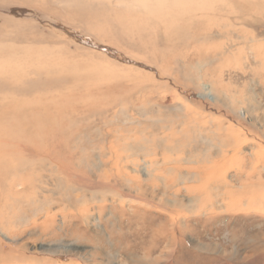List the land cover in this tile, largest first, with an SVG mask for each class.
<instances>
[{
  "label": "rangeland",
  "instance_id": "rangeland-1",
  "mask_svg": "<svg viewBox=\"0 0 264 264\" xmlns=\"http://www.w3.org/2000/svg\"><path fill=\"white\" fill-rule=\"evenodd\" d=\"M263 146L264 0H0V264H264Z\"/></svg>",
  "mask_w": 264,
  "mask_h": 264
},
{
  "label": "bare ground",
  "instance_id": "bare-ground-1",
  "mask_svg": "<svg viewBox=\"0 0 264 264\" xmlns=\"http://www.w3.org/2000/svg\"><path fill=\"white\" fill-rule=\"evenodd\" d=\"M198 7V11L200 10V8H203V6L201 5V7H199V5L197 6ZM178 10L179 11H183L185 8H187V5L184 4V3H179L178 5ZM177 10V11H178ZM176 11V12H177ZM205 88H208L207 91H209V86L207 85H203ZM207 94V93H206ZM182 104V103H181ZM174 110V108H173ZM250 120H252V117L250 118ZM127 121V120H126ZM200 127V126H199ZM223 127V126H222ZM193 128V127H192ZM232 129V131L230 132L228 129ZM173 130V129H172ZM193 130V129H191ZM222 131V130H221ZM244 130L242 128H239V127H236V126H232L230 124V126L228 125V127L224 130V132L222 131L221 133H223V139H219V141L217 142L218 147L217 146H214V151L211 152V154H215L217 155L218 157H220V159H217V160H212L213 164L215 165L217 162H221L222 163V166L225 167L224 164H228L229 163V160L230 162H232V159H233V156L235 155V153H237L242 144L244 142H246V140L248 139L247 138V135L246 133L243 132ZM201 134V133H200ZM220 134V133H219ZM208 135V134H207ZM206 136V135H205ZM207 137V136H206ZM219 137V136H218ZM242 137V138H241ZM199 139V138H198ZM218 138H216L215 140H217ZM194 140V139H193ZM196 141V140H195ZM206 142H208L207 140H205ZM228 141V142H227ZM229 141H232V142H229ZM199 142V141H198ZM201 143V142H200ZM204 144V143H203ZM207 146V145H206ZM203 147V146H202ZM212 147V146H211ZM211 147L209 146V148L211 149ZM264 147V146H263ZM264 149V148H262ZM100 150V149H99ZM209 153H210V150L208 151H203V153L201 152L202 155L204 156H209ZM211 156V155H210ZM209 156V158H210ZM217 157V158H218ZM258 159V158H257ZM211 163V162H210ZM209 163V164H210ZM104 165V164H102ZM143 167V166H142ZM218 166H216L217 168ZM113 168V167H112ZM151 168V167H150ZM100 170V169H98ZM112 171V172H111ZM136 171V170H135ZM218 171V175L217 177L219 178V180L222 178L221 176V172L219 170ZM225 171V170H224ZM102 172V180H101V184H99L97 187H94L92 189L94 190H100V195L103 196V195H107V194H110L111 196V199L113 201V199H126V197H129L132 195V193L128 192V191H125V190H131L133 193H135L136 195H140V196H143V197H146L144 196V189L141 187V186H136V181L132 180V179H129L128 177L127 178H124V179H120L122 177H125V175L123 174V172H121V170L119 169V167H116L114 168V170L112 169H107V168H101V171ZM137 172V171H136ZM148 172V171H146ZM111 173V174H110ZM214 173V171H210L209 174H207V176H212ZM127 175V174H126ZM111 176H113V178H111ZM145 176V175H144ZM147 176L151 177V174L149 173ZM111 179H110V178ZM261 177V175H260ZM101 178V177H99ZM145 178V177H144ZM106 183V184H105ZM84 187V186H83ZM188 189V188H186ZM93 191V190H92ZM152 192V191H151ZM154 194V193H153ZM200 195V194H199ZM218 195V194H217ZM139 196V197H140ZM254 196V195H253ZM113 197H116V198H113ZM208 197V196H207ZM136 198V197H135ZM163 198V197H162ZM206 198V197H205ZM259 199L261 200L260 203H263V200H264V196L262 193L258 194L256 196V199ZM82 200L79 202V199L73 197V195H69L68 198L66 199L67 202L73 206L77 211H78V214L79 215H82V211L80 209L77 208V205H81L83 204V199L85 200L84 197L81 198ZM137 199V198H136ZM228 199H231L230 197ZM204 200V199H203ZM227 200V199H226ZM135 201V200H134ZM209 201V200H208ZM120 202V201H119ZM122 202V201H121ZM174 202V200H173ZM206 201H204L205 203ZM74 203V204H73ZM207 203V202H206ZM209 203V202H208ZM219 203V202H218ZM214 203H211L210 202V205H213ZM222 205V204H221ZM225 205V204H224ZM222 205V206H224ZM226 207V205H225ZM235 207V206H234ZM218 208H221L220 206H218ZM262 208V207H261ZM192 209V208H191ZM196 211V210H195ZM86 219L88 220V216H86ZM87 224V222H86ZM3 238V236H2ZM3 243V242H2ZM65 247V246H64ZM52 248V247H51ZM69 249V248H68ZM17 251V250H16ZM49 251H52V249H49ZM70 251V250H69ZM29 259V258H28ZM31 261H34V264L35 262L36 263H39L38 259L36 258H33L31 259Z\"/></svg>",
  "mask_w": 264,
  "mask_h": 264
}]
</instances>
